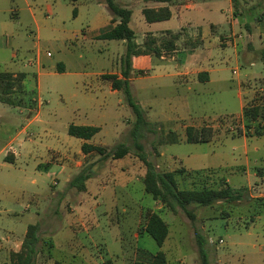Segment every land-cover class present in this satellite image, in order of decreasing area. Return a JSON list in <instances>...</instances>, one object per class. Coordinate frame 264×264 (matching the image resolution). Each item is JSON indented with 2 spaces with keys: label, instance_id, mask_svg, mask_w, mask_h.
<instances>
[{
  "label": "rangeland",
  "instance_id": "374dc122",
  "mask_svg": "<svg viewBox=\"0 0 264 264\" xmlns=\"http://www.w3.org/2000/svg\"><path fill=\"white\" fill-rule=\"evenodd\" d=\"M114 1L131 8L130 26L138 41L146 31L168 26L174 29L176 25L175 17L167 23L146 22L142 0ZM240 3L244 5L242 0ZM263 13L262 4L250 10L255 18ZM98 14L110 15L104 0H0V71L25 73L22 87L11 94L18 105L0 102V239L13 237L12 231L18 235L29 223H38L40 252L36 264H51L46 258L48 249L56 255L78 247H85L87 256L93 254L99 263L109 256L115 260L113 264H133L143 249L152 254L163 250L166 264H200V235L206 241L210 264H264V218L248 228L240 219L242 214L252 213L250 206L241 213L233 207L237 201H218L212 206L191 204L188 208L195 216L191 219L175 203L173 208L165 206L144 191L145 167L136 156L130 135L133 112L121 92L110 94L106 85L98 86L95 75L119 72L125 45L118 40L79 39L83 29L100 25ZM37 54L41 74L34 64ZM252 61L244 62L231 48L224 51L217 46L212 65L218 72L213 73V80L196 81L187 88L174 84L172 64L154 55L131 59L132 97L145 118L155 124L135 138H140L147 159L158 171L181 166L189 171L187 178L179 177V188L217 186L218 179H227L236 189L245 187L255 178L254 167L264 166V135L247 139V153L242 135H232L238 127L242 133L246 130L241 122V103L264 107V57L254 52ZM138 67L147 69L148 75L138 74ZM226 115L235 116L219 119ZM181 118L193 120L191 125L213 126L216 137L210 142L164 144L158 157L155 149L159 139L171 129L183 133ZM70 123L100 126L91 142L104 143L107 148L118 143L130 147L123 158L93 163L84 190L69 185L72 171L64 176L57 173L56 165L37 168L49 160L52 149L61 157L67 151L80 150V139L67 133ZM10 150L16 152L13 163L3 160ZM93 160V156L81 158L85 166ZM247 166L253 170L244 174L242 167ZM196 171L208 178L200 179ZM253 187L249 194L261 193ZM149 210L157 211L168 224V236L161 247L143 231ZM94 219L98 221L92 232ZM93 242L97 243L92 246Z\"/></svg>",
  "mask_w": 264,
  "mask_h": 264
},
{
  "label": "trees",
  "instance_id": "16d2710c",
  "mask_svg": "<svg viewBox=\"0 0 264 264\" xmlns=\"http://www.w3.org/2000/svg\"><path fill=\"white\" fill-rule=\"evenodd\" d=\"M75 1V0H72ZM169 3L172 0H156ZM106 6L111 13V24L101 27L98 33L95 34L96 39L107 40H124L125 51L121 56L123 67L121 68L122 77L117 74L107 73L103 78L110 80L113 89L119 90L124 97L125 102L131 108L135 121L130 130V135L133 139V144L136 149V156L143 163L145 172L142 176L144 191L151 194L154 200H160L165 206L174 207L175 203L191 218L195 216L188 208L191 204L200 206H212L218 201H241L246 203L253 202L250 206L251 216L261 214L264 212V198L251 197L247 188H233L225 179H219L217 186H193L186 188H179L176 176L178 173H183L182 169L176 171H158L153 162L147 159L144 151V146L135 137H141V133L149 130L151 126L155 125L150 123L144 116L141 106L134 100L130 90V71H131V57L140 54H153L159 57L164 52H170L175 48L174 42L179 38L180 32H165L166 35L155 37L148 34L142 44H137L135 41V32L130 26L132 10L129 7L120 5L114 0H104ZM76 7L73 8L72 14L76 15ZM142 15L147 22H155L168 19L171 16V11L167 5L157 8L143 7ZM24 73H12L10 71H0V102L12 105H18L11 97V94L22 87V80ZM241 122L246 129L244 133L241 128H237L235 135H264V107L259 104L243 105L241 111ZM235 115H226L219 117L230 119ZM232 119V118H231ZM234 120V119H233ZM252 128V132L248 133ZM98 126L82 125L70 123L67 125V133L71 136L81 139H90L98 131ZM216 136V129L211 125H187L184 128L183 135L177 134L170 130L168 134L159 139L157 143H172L177 141H186L191 143L208 142ZM130 150V147L125 143H118L112 148H107L101 145H95L84 142L81 145L83 153L96 151L101 155L100 159H119L124 157ZM8 154L4 160L12 162L13 158ZM90 165L83 167L76 175L69 181L71 187L84 190L85 181L90 177ZM199 177L200 171H196ZM252 206V207H251ZM40 230L39 224H28L26 233L22 239L20 249L16 252H10V261L13 264H35V257L40 252L38 249V242L40 241L38 231ZM143 231L147 232L161 247L167 239L169 228L167 222L160 216L157 211H147L145 215V223ZM197 252L200 264H210L208 253L205 248V240L200 235H197ZM46 257L51 258V249H48ZM167 257L163 250H158L152 254L146 250H140L137 258L133 264H166ZM53 264H65L61 260L55 259ZM103 264H113V260L109 257H104Z\"/></svg>",
  "mask_w": 264,
  "mask_h": 264
},
{
  "label": "crops",
  "instance_id": "0c3cea01",
  "mask_svg": "<svg viewBox=\"0 0 264 264\" xmlns=\"http://www.w3.org/2000/svg\"><path fill=\"white\" fill-rule=\"evenodd\" d=\"M142 1H143V7L157 8L160 6L167 5L171 11V16L168 19L161 20V21H155V22H148V23H158V22L164 23L166 21H169L173 17L176 18V23H175L176 25L174 29H171L168 26V27H165L164 29H160L159 31H152V30L146 31L143 35L142 40L140 41H138L135 36L136 43L142 44L148 34H151L152 36H155V37H161V36L166 35L165 32L167 31L180 32L179 38L174 42L175 48L173 50H171L170 52L162 51V54L159 57L154 55L156 58H158V60L165 61V62L172 64L173 68L175 69L172 76L174 78V84L176 86L177 85L186 86L187 88H190L191 84L196 83V81L205 82V83L211 82L213 80V73L218 72V69L216 67H213L212 65L214 61V51L217 46L221 47L222 50L224 49V51L231 48L234 56L237 59L241 58L244 62H247L249 64L253 63L252 58L254 57V52H259L260 57L261 58L264 57V13L262 15L261 14L257 15L256 18L250 15V10L254 9L255 6H260L261 4L264 5V0H242L244 5L240 3V0H172L169 3L162 2V1H156V0H142ZM221 1H223L224 3H222ZM240 7H243V10ZM141 13H142V9H141ZM97 18L99 20H102L100 21L101 22L100 25L95 26L89 30L83 29L81 31L82 36L79 39H81L82 41L107 40V39H96L94 36L95 34L98 33V30L101 27L111 24V18H112L111 13L110 15H105V16L98 14ZM240 32H242L243 34L242 41L233 39V41L230 43L227 40L228 35L240 33ZM118 41H121L122 43H124V40H118ZM143 55L149 56L153 54L133 55L131 59L133 61L134 56H143ZM38 58L39 56L37 54L34 64L37 67L38 74H41V71H40L41 61ZM56 68H57L56 70L59 71L61 67L58 64ZM137 69H138V74L148 75L147 69H144L143 67H138ZM10 72L16 74V73H19L20 71H10ZM132 72L133 70L131 69L130 73L132 74ZM108 73H111V72H108ZM104 74H107V72L101 71L95 74L96 80L98 81L97 84H99L98 86H100V84L106 85L108 87V92L110 94L118 95L120 91L112 88L110 80L103 78ZM114 74H117L118 77H122L121 69L119 72H114ZM24 78H25V73H24ZM132 80L133 78L131 77L130 83ZM104 105H106V103H104ZM243 105L244 103H241V111H242ZM241 111H240V114H241ZM184 119L185 118L179 119L180 124L183 123L182 124L183 128H185V126L187 125H191L190 123L193 120L190 119V122H189V121H183ZM82 125H93V124H82ZM93 126H98V125H93ZM98 127L100 128L99 129L100 131L101 127L100 126ZM260 136H263V135H260ZM260 136L242 135L244 139L243 150L245 153H247V149H248L247 139L254 138V137H260ZM79 139H80V150L77 149L72 152L67 151V153H64L61 157L59 156L58 151H54L52 149V153H51L52 155L51 157H49V160L46 161L45 163H39L37 165V168L40 165L42 166L44 164L45 165H56V166H59V170L57 171V173L62 172V174L65 176L69 172L72 171L75 175L83 168V166L85 167V165H83V162L81 161V158L83 157L87 158V157L93 156L94 160L89 161L88 162L89 164H87V165H90V169L93 163L95 162L99 163L102 160H104V159H100L101 155L98 154L96 151L89 152V153H83L81 151V145L84 142L95 144V145H101V146H107L106 144L91 142L90 141L91 138L90 139L79 138ZM177 142H180V141H177ZM172 143H176V142H172ZM164 144H170V143H164V142L157 143L155 150L156 152H158L157 153L158 157H160V155L162 154L160 152V146ZM255 149L258 150L259 147H255ZM9 152L11 154L10 156H12L13 158L12 159L13 161L10 163H13L16 159V152L13 150H10ZM78 156L79 158L77 159L76 157ZM4 157L5 155L3 156V160H4ZM61 159H65V162L61 161ZM113 160H116V159H112V162ZM242 168L244 169V172H243L244 174L251 172L253 170V169L251 170L250 166L242 167ZM254 168H255L254 169V176H255L254 180L253 181L250 180V182L245 187H239V188H247L248 193H249L251 190V186H254L253 189L257 187V189L260 190L261 193L254 194V195L249 194V195L251 197L261 196L264 198V166L261 165V166L254 167ZM179 169H182L183 171V173H178L176 176L177 182H179L180 176L182 178H187L186 175L190 174L189 171L186 170L185 167L181 166L174 170H164V171H176ZM199 177L200 179H203V177L205 179L208 178V176H202L201 174H199ZM68 180L69 178L65 177V182H67ZM214 180L216 181L217 179L214 178ZM225 181L228 183L227 179H225ZM52 183L54 185L56 184L55 181H53ZM237 203H238L237 207L235 206L233 207L237 208V210H239L238 212H241V213L246 212V207L249 206V204L250 205L252 204L253 206L252 201H248L246 203H242L241 201H238ZM26 207H28V205ZM261 218H264V212L261 214H256L255 216H251L250 213L249 215L242 214L240 217V219L245 222L244 224L245 228L250 227L252 224H254L257 220ZM97 221H98L97 219H94L91 223L92 232L94 230L93 228L97 226L96 224ZM26 229H27V226H26ZM26 229L23 232L19 233L18 235L14 234V232L12 231L11 233L13 237H10V236L1 237V239H3V242H0V252H3V258L0 260V264H6L7 261H8V264H13L11 263L9 259L10 252H16L20 249L22 239L26 233ZM86 235L88 236V233H86ZM88 237L90 238V236ZM93 243H92V246L95 245V243L94 244ZM100 246L104 247V254L105 256H107L108 251H106L107 249H105V246H103L102 243H100ZM73 249L69 248V250L68 249L66 250L68 255H65V252H66L65 250L61 251V253L59 252L55 253L56 255H54L51 250L52 256L51 258L46 257L47 261L51 260V264H53V261L55 259L61 260L65 264H71V263L90 264L91 261H94L95 264H103V262L99 263L97 259L95 260V257L93 254H92L93 257L89 254L87 256L85 247H82L81 249L79 247L74 250ZM72 250L75 251L74 255L71 254ZM38 256L39 255L36 256L35 264L37 260L39 259Z\"/></svg>",
  "mask_w": 264,
  "mask_h": 264
},
{
  "label": "built area",
  "instance_id": "2783aa9c",
  "mask_svg": "<svg viewBox=\"0 0 264 264\" xmlns=\"http://www.w3.org/2000/svg\"><path fill=\"white\" fill-rule=\"evenodd\" d=\"M233 39L235 40V39H243V35L241 34V33H235V34H230V35H228L227 36V40H229V41H233ZM47 55H50V53L48 52L47 53ZM232 72L233 73H236V69L235 68H233L232 69Z\"/></svg>",
  "mask_w": 264,
  "mask_h": 264
}]
</instances>
